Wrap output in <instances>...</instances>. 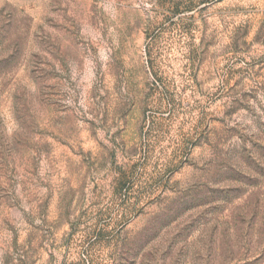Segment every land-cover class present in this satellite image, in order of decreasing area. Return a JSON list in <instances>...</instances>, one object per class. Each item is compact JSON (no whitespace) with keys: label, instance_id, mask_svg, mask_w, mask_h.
Instances as JSON below:
<instances>
[{"label":"rangeland","instance_id":"374dc122","mask_svg":"<svg viewBox=\"0 0 264 264\" xmlns=\"http://www.w3.org/2000/svg\"><path fill=\"white\" fill-rule=\"evenodd\" d=\"M0 264H264V0H0Z\"/></svg>","mask_w":264,"mask_h":264}]
</instances>
